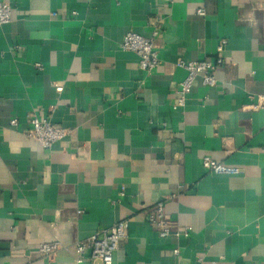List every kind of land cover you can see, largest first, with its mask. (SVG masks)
Returning <instances> with one entry per match:
<instances>
[{"label": "crops", "instance_id": "1", "mask_svg": "<svg viewBox=\"0 0 264 264\" xmlns=\"http://www.w3.org/2000/svg\"><path fill=\"white\" fill-rule=\"evenodd\" d=\"M0 2V264H75L77 243L123 220L113 264H264V107L251 108L264 101V0ZM128 33L154 36L155 70L120 49ZM216 58V86L196 78L174 110L176 63ZM31 116L66 136L43 148L25 136ZM156 204L168 238L147 222Z\"/></svg>", "mask_w": 264, "mask_h": 264}, {"label": "built area", "instance_id": "2", "mask_svg": "<svg viewBox=\"0 0 264 264\" xmlns=\"http://www.w3.org/2000/svg\"><path fill=\"white\" fill-rule=\"evenodd\" d=\"M204 15V12H198ZM10 9L0 2V25L9 23ZM157 28L153 35L159 32ZM154 36L152 38H143L133 33L124 36L120 43V49L123 51L134 52L138 56L139 68L147 74L155 70L159 66L157 54L154 46ZM224 48V42L219 44L217 49L221 52ZM225 65V60L216 58L214 61H178L176 66L186 72V77L179 85L176 92V99L172 105L174 110L183 107L186 96L190 93L191 86L196 78H200L202 86L206 88H214L216 86L215 72ZM38 69L41 66H36ZM57 93L62 92V87L56 86ZM257 104L252 105V110L264 107V101L258 100ZM30 129L25 133L29 139L38 142L43 148H50L55 143L61 141L66 136V131L62 128L52 125L45 119H39L31 116L28 119ZM11 127L17 126L16 119L10 121ZM202 167L209 173L215 175H236L239 170L234 167L225 166L212 161L209 158H203ZM147 222L157 231L160 238H168L171 236L173 223L166 216L162 204H156L147 214ZM128 222L123 220L112 227L97 232L94 236L84 242L75 245V264H83L85 262V254L88 251L87 264H113V255L119 249V245L126 239ZM184 237L187 233H182ZM58 249L57 244H42L39 246V253L50 258ZM174 255H178V250H173Z\"/></svg>", "mask_w": 264, "mask_h": 264}]
</instances>
